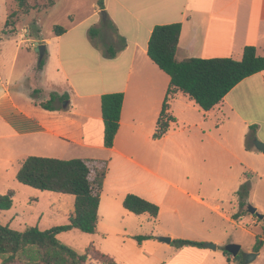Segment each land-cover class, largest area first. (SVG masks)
Here are the masks:
<instances>
[{
  "label": "crops",
  "instance_id": "1",
  "mask_svg": "<svg viewBox=\"0 0 264 264\" xmlns=\"http://www.w3.org/2000/svg\"><path fill=\"white\" fill-rule=\"evenodd\" d=\"M44 3L45 0H38L37 8L20 17H27L32 12H52L60 5L58 12L66 30L63 34L34 40L40 35V28L36 19H32L34 24L21 28L23 32L15 24L13 32L0 36V40L6 37L16 42L8 53L0 55V143L13 155L9 163L14 157L33 150L39 152V156L80 158L90 166L105 168L97 228L103 199L107 211H112V204L123 202L128 193L154 202L146 192L165 186L178 200L181 201V195L188 198L190 192L183 184L164 176L162 166L165 162L204 167L217 160L219 165L233 167L234 175L239 172V176L229 179L234 183L229 188L232 193L230 203L232 200L238 202L236 191L245 179V172L251 173L245 202L253 204L264 215V151L257 149L253 142L250 147H245L252 124L256 125L255 136L264 143V70L241 80L221 104L208 111L177 91L168 108L175 121L161 138L155 139L153 133L170 77L147 55L153 27L179 22L181 32L176 51L179 60L189 57L239 60L247 45L254 46L256 54L264 56V0H103V9L98 7L97 0L89 3L88 0H55L50 7H44ZM102 11L106 14L104 21ZM107 20L109 22L105 24ZM91 27L98 29V36L104 28H111L112 36L107 44L114 47V57L104 56L106 50L89 35ZM27 37L33 39L30 45L26 44L30 40ZM122 38L124 47L120 48ZM23 44V48L36 52L38 57L40 44L45 45L46 52L42 70L35 69L36 74L40 71L43 84H37L40 88L25 98L15 96L10 89L13 81L18 83L14 72L19 58L23 78L16 90L22 93L23 87L29 88L27 82L31 77L24 69L30 62L28 54L22 50ZM38 90L37 97L34 92ZM241 90L246 91V108L237 94ZM110 92H122L124 98L118 131L113 145L107 148L103 144L101 95ZM52 94L56 96L51 103L54 108H43L40 103L49 100ZM44 95L49 99H44ZM58 198L69 203L68 221L74 197L59 194ZM195 198L212 209L202 198ZM58 208L63 209L62 206ZM159 208L158 215L161 206ZM218 214L227 221L246 220L254 227L262 223L261 220L254 223L249 217L252 215L245 213H240L236 220L226 211ZM157 217L151 219L155 221ZM261 240L260 250H247L256 255L244 264H264V237ZM164 244L169 248L167 243ZM215 246L216 249L218 242ZM185 248L189 250L187 262L237 264V260L225 255L223 250L210 253L205 246ZM256 260L259 261L256 263Z\"/></svg>",
  "mask_w": 264,
  "mask_h": 264
},
{
  "label": "rangeland",
  "instance_id": "2",
  "mask_svg": "<svg viewBox=\"0 0 264 264\" xmlns=\"http://www.w3.org/2000/svg\"><path fill=\"white\" fill-rule=\"evenodd\" d=\"M30 1L37 3L38 0ZM89 2L90 0H88ZM16 7L15 0H0V36L4 34L2 31L4 30L7 15L12 10H15ZM59 9L60 5L52 12H32L27 17H20L18 22H16V27L23 32L21 28L25 26L31 27L34 24V20L32 21V19H36L40 28V35L34 40L47 39L54 34L53 27L55 25L62 26L61 22L64 19L59 14ZM10 27V25L6 26L8 30H10ZM111 36V28L106 27L99 36L95 37V41L106 50V45L110 41ZM27 38L30 40L26 44L30 45L33 39ZM15 43L14 40L9 41L6 37L0 40V52H2L0 55L8 53L9 48L14 46ZM24 46L25 44H23L22 50L28 54L30 62L28 63V67L24 69V72L31 77V81L27 82L29 88L23 87L22 93L21 91L18 93L16 90V88H20L21 83L19 82L23 78L21 77L23 73L20 72L19 58L14 72V78L18 80V83L16 84L13 81L10 89L15 96L25 98L33 94L32 92L35 89L40 88L37 84H43V80L39 78V70L37 74L35 73L39 61L37 53L26 50L23 48ZM37 77L39 79H36ZM39 92L40 90L34 92V95L38 97ZM237 94L240 102L245 107L248 104L246 101V91L243 92L241 90ZM43 98L49 99L48 95H44ZM257 138L259 139L260 137ZM38 154L39 152L30 150L20 157H14V161L9 163L13 155L6 148H2L0 143V194L5 193L7 189L15 191L12 207L8 210L0 211V223L7 224L12 229L18 231H23L30 226L49 228L67 221V212L70 209L69 203L59 201V194L23 185L15 178L20 162L29 155L39 156ZM162 167L164 176L174 182L183 184L182 186L190 192V196L187 198L181 195L180 201L167 186L146 192L147 196L154 200V202L152 201L153 203L157 204L158 207L161 206V212L157 220H152L147 214L128 212L123 208L122 201H119L116 205L112 204V211H107V203L103 199L100 210V224L95 233L85 234L77 229H72L58 234V239L79 253H84L89 245L92 244L97 250L111 256L116 264H195V261H186L185 258L189 254V250L184 249V246H177L171 241V243H167L169 245V248H167L166 244L159 237H170L172 240H194L213 244L218 242L216 249L208 248L211 250L210 253L222 252V248L229 243L238 244L240 245V250L238 252L239 256L236 257L237 264L241 260L246 262L247 250L249 248H256V251L262 248L263 242L261 237H264L263 221L260 226L254 227V224L248 223L246 220L242 222L227 221L218 214V212L226 211L231 219H233V214L245 213L251 215L248 213L247 207L249 205L254 206L251 203L241 205L236 200H232V203H230L232 193L229 191V188L234 183L230 182L229 179L239 176V172L234 175L233 167L219 165L217 160L204 167H198L193 164L183 166L180 163L176 164L172 162H165ZM224 171L226 174H224ZM214 173L218 174L219 177L213 175ZM51 193L52 196H50ZM195 196L206 201L212 209L199 202ZM59 204L61 205L59 206ZM61 206L63 209L58 208ZM249 217L254 223L260 221L253 215ZM122 235L125 236L122 238ZM137 236H149V238L139 242L135 238ZM256 239L259 240L258 244L256 243ZM262 251L264 252V248ZM229 257L234 259L235 256L229 255ZM258 261L256 260V263ZM92 264L97 263L93 261ZM225 264L230 263L225 261ZM231 264H236V262H231Z\"/></svg>",
  "mask_w": 264,
  "mask_h": 264
},
{
  "label": "trees",
  "instance_id": "3",
  "mask_svg": "<svg viewBox=\"0 0 264 264\" xmlns=\"http://www.w3.org/2000/svg\"><path fill=\"white\" fill-rule=\"evenodd\" d=\"M54 1L45 0L43 6L50 7ZM15 2L17 7L7 15L3 33L13 32L20 15L39 6L38 1L31 3L30 0H15ZM97 5L103 9V0H97ZM108 22L107 20L105 24ZM7 25L11 26L10 30L6 28ZM65 31L63 26L53 27L55 35H61ZM180 32L179 22L156 24L148 40V57L170 77L153 133L155 139L161 138L168 131L171 122L175 121V118L168 113V108L170 99L177 91L193 99L202 110L208 111L221 104L227 93L241 80L264 70V56L257 55L252 45L244 47L239 60L231 57H189L179 60L176 57V51ZM89 35L95 38L98 36V29L91 27ZM123 47L124 39L122 38L120 48ZM103 54L108 58L115 56L112 44L106 45V51ZM45 58L46 52L42 58H39L37 65L39 70H42ZM55 97L52 94L49 100L40 103L41 106L45 109H53L51 103ZM123 98L122 92L101 95V117L104 124L103 144L107 148L113 145L119 128ZM255 130V124L249 126L245 147L248 148L252 144L256 137ZM104 172L105 168L99 165L90 166L80 158L59 159L35 155L26 157L16 172V180L23 185L42 191L72 195L74 197L73 210L66 223L46 229L30 226L23 231H18L7 224L0 223V264H92L93 261L97 264H116L111 256L97 250L92 244L84 253H79L57 237L58 234L72 229L88 234L96 232L99 194ZM250 176L251 173L245 172V179L236 191L237 200L241 205L246 204ZM14 196L13 189L0 194V211L12 207ZM122 205L129 212L146 213L151 218H156L159 213L157 204L134 193L126 194ZM238 215L233 214V220H236ZM135 238L140 242L149 236ZM258 242L259 240L256 239L257 244ZM172 243L177 246H204V242L185 239H173ZM222 250L225 255H231L224 248ZM238 256L239 253L234 259ZM238 264H244V260Z\"/></svg>",
  "mask_w": 264,
  "mask_h": 264
},
{
  "label": "water",
  "instance_id": "4",
  "mask_svg": "<svg viewBox=\"0 0 264 264\" xmlns=\"http://www.w3.org/2000/svg\"><path fill=\"white\" fill-rule=\"evenodd\" d=\"M105 19H106V14H105V12L102 11V20L104 21ZM37 51L39 53V58H42V56L44 55V52H45V45L40 44L37 48ZM252 142L257 149L264 151V143L262 141H260L257 137H255ZM247 211L251 215H255L259 220L264 222V215L262 213H259L254 206L249 205L247 207ZM159 239L163 242H166V243L171 242L170 237H159ZM204 246L207 248H212V249H215V247H216L215 244H213V243H204ZM224 249L227 252H229L232 256H236L240 250V245L235 244V243H229V244L225 245ZM255 255H256L255 252L248 253L246 255L245 261L249 262L251 259H253L255 257Z\"/></svg>",
  "mask_w": 264,
  "mask_h": 264
},
{
  "label": "built area",
  "instance_id": "5",
  "mask_svg": "<svg viewBox=\"0 0 264 264\" xmlns=\"http://www.w3.org/2000/svg\"><path fill=\"white\" fill-rule=\"evenodd\" d=\"M33 46H34V47H36V45H35V44H33Z\"/></svg>",
  "mask_w": 264,
  "mask_h": 264
}]
</instances>
